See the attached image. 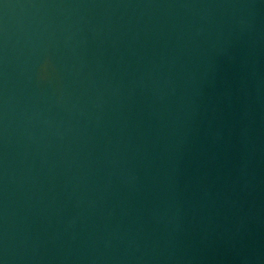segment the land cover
I'll use <instances>...</instances> for the list:
<instances>
[{
  "label": "water",
  "instance_id": "obj_1",
  "mask_svg": "<svg viewBox=\"0 0 264 264\" xmlns=\"http://www.w3.org/2000/svg\"><path fill=\"white\" fill-rule=\"evenodd\" d=\"M0 264H264V0H0Z\"/></svg>",
  "mask_w": 264,
  "mask_h": 264
}]
</instances>
